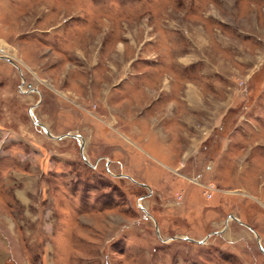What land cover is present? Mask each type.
<instances>
[{
  "label": "rangeland",
  "instance_id": "rangeland-1",
  "mask_svg": "<svg viewBox=\"0 0 264 264\" xmlns=\"http://www.w3.org/2000/svg\"><path fill=\"white\" fill-rule=\"evenodd\" d=\"M0 55V264H264V0H0Z\"/></svg>",
  "mask_w": 264,
  "mask_h": 264
},
{
  "label": "water",
  "instance_id": "water-1",
  "mask_svg": "<svg viewBox=\"0 0 264 264\" xmlns=\"http://www.w3.org/2000/svg\"><path fill=\"white\" fill-rule=\"evenodd\" d=\"M0 56H2V57H4V58H7L9 61H11V59L9 58V57H7L6 55H0ZM32 107H33V105L32 106H30V108H29V111L31 112V109H32ZM34 123L35 124H37V125H39V126H41L43 129H44V131H46L49 135H51V136H53L52 134H50L49 133V131H48V129L46 128V126L45 125H43L39 120H37V119H34ZM63 135H72V136H74V137H78V136H80V134L79 133H69V132H66V133H63V134H61V135H57V136H53V137H61V136H63ZM80 145V153H81V156L83 157V159L86 161V162H89L86 158H85V156H84V154H83V152H82V144L80 143L79 144ZM122 175V174H121ZM123 175H126V176H128V177H130L132 180H134V178H132L130 175H128V174H123ZM139 184H142V185H145L146 187H148V188H150L147 184H145V183H142V182H138ZM142 207V206H141ZM146 212V211H145ZM247 225H249V224H247ZM256 233H257V231L251 226V225H249ZM156 230L158 231V229H157V227H156ZM261 244V243H260ZM261 248L264 250V248L262 247V245H261Z\"/></svg>",
  "mask_w": 264,
  "mask_h": 264
},
{
  "label": "bare ground",
  "instance_id": "bare-ground-1",
  "mask_svg": "<svg viewBox=\"0 0 264 264\" xmlns=\"http://www.w3.org/2000/svg\"><path fill=\"white\" fill-rule=\"evenodd\" d=\"M193 106V105H192ZM49 131V130H48ZM50 133V132H49ZM51 134V133H50ZM53 135V134H52ZM51 136V135H50ZM63 136H66V135H63ZM63 136H61V137H63ZM53 137V136H52ZM61 137H57V138H61ZM148 188V187H147ZM263 250V249H262ZM264 251V250H263Z\"/></svg>",
  "mask_w": 264,
  "mask_h": 264
}]
</instances>
